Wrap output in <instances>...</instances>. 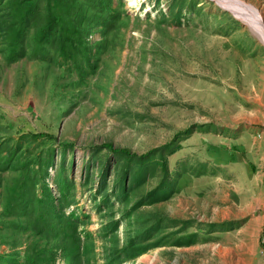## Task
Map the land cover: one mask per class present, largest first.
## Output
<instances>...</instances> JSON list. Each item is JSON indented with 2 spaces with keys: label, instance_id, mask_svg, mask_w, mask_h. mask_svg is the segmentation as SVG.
<instances>
[{
  "label": "rangeland",
  "instance_id": "1",
  "mask_svg": "<svg viewBox=\"0 0 264 264\" xmlns=\"http://www.w3.org/2000/svg\"><path fill=\"white\" fill-rule=\"evenodd\" d=\"M230 3L0 0V264H264V40Z\"/></svg>",
  "mask_w": 264,
  "mask_h": 264
},
{
  "label": "trees",
  "instance_id": "2",
  "mask_svg": "<svg viewBox=\"0 0 264 264\" xmlns=\"http://www.w3.org/2000/svg\"><path fill=\"white\" fill-rule=\"evenodd\" d=\"M30 11H28V12H30ZM28 12L27 11L22 12V10H20V8L17 9V13L15 15V19L13 20L12 24L10 23V26H12V27L14 26L13 31L16 32L17 34L21 33V28H19L18 25L21 26L23 23H26V21H30V20H32L34 18L32 15L29 18H27L28 17L27 15L29 14ZM56 25H57V28H56L55 31L53 30L54 28H51V27H49L48 29L45 28L42 31V33H45L43 35L52 36V35H54L56 33L60 34L61 30L66 28V26H61V24L58 23V21L56 22ZM73 31H75V29ZM10 33H12V32H10ZM20 36L21 35H18V37H20ZM19 42H20V40H18V39L15 41L16 44L19 43ZM106 147L111 152H113V153H115V154H117L119 156H128L129 155L128 152H126L125 150L118 149V148H112L111 145H109V144Z\"/></svg>",
  "mask_w": 264,
  "mask_h": 264
},
{
  "label": "bare ground",
  "instance_id": "3",
  "mask_svg": "<svg viewBox=\"0 0 264 264\" xmlns=\"http://www.w3.org/2000/svg\"><path fill=\"white\" fill-rule=\"evenodd\" d=\"M231 2L237 8L238 11H245L246 16L249 19V23L252 25L253 30H255L259 36L264 40V25L261 21L260 15L255 8L242 2L241 0H227ZM230 3V5H231Z\"/></svg>",
  "mask_w": 264,
  "mask_h": 264
},
{
  "label": "built area",
  "instance_id": "4",
  "mask_svg": "<svg viewBox=\"0 0 264 264\" xmlns=\"http://www.w3.org/2000/svg\"><path fill=\"white\" fill-rule=\"evenodd\" d=\"M260 255L264 258V232L261 237V244H260Z\"/></svg>",
  "mask_w": 264,
  "mask_h": 264
}]
</instances>
